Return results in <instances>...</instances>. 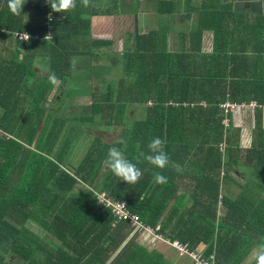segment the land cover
Listing matches in <instances>:
<instances>
[{
  "label": "trees",
  "instance_id": "16d2710c",
  "mask_svg": "<svg viewBox=\"0 0 264 264\" xmlns=\"http://www.w3.org/2000/svg\"><path fill=\"white\" fill-rule=\"evenodd\" d=\"M41 2L39 4V16L45 17L33 24H23L19 32H27L29 35H33L49 31L52 40L50 42H46L47 40H28L25 42L18 38L19 41L25 43L26 52L22 60L16 64L22 76L21 82H16V84L26 87L33 103L39 107L54 86L49 79L50 73H55L58 80L64 84L69 79L68 75L56 73L61 71L54 61L58 57L55 52H59L58 50L54 51L57 41L53 38V33L56 30L55 22L56 20L58 22V19L52 13L47 0H41ZM45 3L47 7H44ZM48 10L53 17L49 22V28L45 26L49 15L46 14ZM157 12L160 13L162 10L158 9ZM72 13L65 17L66 19H61L59 24H62V27L72 30L74 25L79 24L82 14L77 13V16L73 17ZM86 24L88 25V21ZM214 28L216 40L214 48L217 47L218 39L222 40L221 46L224 47V49L215 48L216 53L214 54L202 53L198 47L191 49L189 53H171L162 49V45L161 47L158 46L157 41L160 39H157V31L150 32L146 36L136 35L135 49L122 53L117 70V72L128 74L132 81L127 84L123 79H118L119 96L117 98L96 97L93 93L89 107L79 108L81 111L79 115L72 113L68 116L71 120H74L76 116L82 122H93L94 116L99 115L103 120H113V123H120L123 121L126 104L145 107L144 118L135 121L130 127H125L126 130L124 128L123 140L126 143L119 145L120 149L124 148L122 151L125 157L141 169L143 173L141 179L135 184H127L108 170L99 191L104 192L109 199L125 203L130 214L138 216L140 223L144 226L152 229L157 226L158 229L155 233L158 236H164L168 228L167 223L162 221V215L173 196L174 167L169 165L164 170L157 169L144 160L141 153L151 154L147 145L154 137L162 139V123L166 122L167 116H171L168 111H173L174 108L195 107L199 111L204 104L207 108L212 107L217 110L218 104L226 100L235 103L245 102L249 104L253 102L257 104L260 109L257 108L254 111H258L257 126L262 129L259 134L261 143L254 144L250 150L246 151V154L251 162L253 158L255 161L251 164L250 172L254 175L260 174L264 184V127L260 124V117L264 109V33L258 31V27L252 21L248 22L244 28H239L237 24H233L229 33L216 25ZM237 40L244 41V47L226 48L228 43L232 45ZM98 42L91 44H102ZM36 48L50 52L51 65L54 70L48 72L47 76H43L37 83L31 81L33 70L31 51ZM217 51L224 55L217 54ZM60 52L64 53L66 50L60 49ZM73 87L83 91V88L77 83H74ZM126 93L127 95H125ZM2 99L3 96L0 97V100ZM116 104L119 106L117 113H115ZM29 116L31 117L28 115L26 119H29ZM39 116H43V113L40 112ZM219 129L217 134L223 138L220 141L227 142L224 162L219 151L220 142L217 144L218 146L215 145L214 149L213 147L207 149V153L208 151L212 153L216 149L218 155L214 161L205 162L198 176V181L203 179L206 181V179L211 178L213 183V193L205 199L199 198V204L206 208L205 212L209 216L193 215V219L189 220L194 209L189 212L186 211L175 220L166 236L169 241L180 242L189 252H203V257L207 260L213 256L214 264H241L244 254L239 255L233 250L235 246L238 245L250 250L260 245V242L264 243V198L259 193H241L237 199L226 196L220 205L222 208L229 207L233 212L231 225L228 226L227 224L228 217L221 218L216 223V205L219 203V175L222 163L225 168L224 178L230 169V160L226 157V149L230 159L233 155L238 154L239 149L237 142L230 144L228 141L230 133L234 136L239 135L238 130L234 129L233 132H228L230 128L226 129L223 125ZM66 132V136L72 135L70 142L72 146L78 128L73 125L72 129ZM7 133L11 134L15 140L26 143L29 147H32L37 141L40 144L43 139L61 141L65 137V135L62 136V129L53 128V130L47 131L38 129L36 126L10 131L9 128H4L0 124L1 141L6 140ZM38 135L40 136L38 137ZM165 141L166 152L169 148L174 149L175 143H168L166 138ZM8 142L15 148L24 149L23 145L14 140ZM111 147H117V145L105 143L97 137V142L86 154V164L92 156V152L96 155V159H100L107 156ZM97 149L100 150L96 152ZM42 150H44V146L40 145L39 152L41 154H43ZM24 153H30V151L24 149ZM236 162L233 161V163ZM36 165L37 163H34L33 170L24 173L30 178L28 183L35 187L33 196L30 195L28 188H24L22 181L19 184L21 191L9 192L6 188L5 193H0V264H16L18 260H20V264H40L39 261H43L45 264L47 257L49 264H190L184 263L182 256L180 259L169 258V255L166 256L156 247L147 250L144 245L140 246L137 240L139 235L137 231L136 234L127 239L132 227L126 223L113 227L112 214L102 206L97 205L94 194L88 190L75 194L74 189L79 179L72 177L66 170L58 168L57 165H54L50 170V166L44 161L43 168L45 167V169L43 174L39 175L42 177L34 181L33 176L37 171ZM93 165L91 162L90 167ZM95 165L101 166L102 159H100V163L96 162ZM7 167L8 164H5L4 168ZM156 172H162L167 177L166 184L154 183ZM77 174L88 181L89 175ZM214 176L216 177L214 178ZM47 180H53V184L58 187L57 200L53 197L57 203L53 205L49 203L52 197L40 192V188H38L45 186ZM10 184L9 180L2 181L3 186L8 187ZM254 200L263 206L262 223L259 221L255 223L254 208L246 214H243L239 208V205L245 201L251 204V201L253 203ZM57 204L59 205L57 211H49L47 216L46 214L43 215L47 220L41 221L38 218V213L35 211L37 205L40 209H44L53 208ZM199 204L197 201L195 206H199ZM172 217L175 218L176 215L173 214ZM30 221L40 222V230L53 240L46 236L40 239L31 233L30 228L27 227ZM235 222H239L237 230L251 231L252 233L258 230L262 240L254 242L251 235H247L238 242H234L232 239L229 241L226 237L221 236L224 228L227 234L233 232L236 227ZM216 231L220 234L216 235ZM200 245L206 246V248L204 250L199 249ZM45 247L47 249H42ZM116 252L117 254L114 256ZM38 253L44 255L43 260L35 258ZM176 253L178 252L176 251ZM12 256L18 258L14 263L10 260ZM251 264H256L255 258Z\"/></svg>",
  "mask_w": 264,
  "mask_h": 264
},
{
  "label": "crops",
  "instance_id": "0c3cea01",
  "mask_svg": "<svg viewBox=\"0 0 264 264\" xmlns=\"http://www.w3.org/2000/svg\"><path fill=\"white\" fill-rule=\"evenodd\" d=\"M26 2L23 13L14 15L7 6V0H0V41L6 39V37L15 41L12 46L9 44L7 48L0 42V54L4 56H0V97L3 96V99L0 100V124L4 128H9L10 131L36 126H38V129L47 131L53 130V128L62 129V136H66V131L71 130L74 125L78 128V133L75 135V142L72 146L70 143L69 145L66 144L67 150H65V146H62V140L65 137L61 141L43 139L40 144L39 141H34L36 143L33 142L32 147H29L26 143L15 140L11 134L7 133L6 140L4 142L0 140V193H5L6 188L9 192L21 191L19 184L22 181L24 188H28L30 195L33 196L35 187L33 184L28 183L30 178L24 173L33 170L34 163H37V171L33 176V180L37 181L42 177L39 175L43 174L45 169V167L43 168V162L46 161L50 166V170L54 165H57L58 168L66 170L72 177L79 179L74 189L75 194L88 190L95 197L96 194H103L106 197L104 192L99 191V188L102 186L109 169L102 167V165H95L96 162L100 163V159L103 161L106 157L96 159V155L92 152V156L86 164L85 157L87 153L75 155L77 145L79 144V147L83 146L81 143L84 134L99 137L85 124H90L93 127L96 125L94 122L92 124L82 122L76 116L74 120H71L68 116L72 113L81 114L79 108L89 107L92 102V94L96 95L98 90L101 91L100 96L102 98L108 96L117 98L119 96L118 79H123L127 84L132 81V78H128V74L119 71L109 73L111 61L115 64L122 53L129 51L126 50V47L135 44V36L131 34L146 35L160 30L163 33L162 49H166L171 53H189L191 49L198 47L202 53L214 54L216 53L215 48L224 49L221 46L222 40L220 41V39L217 40V47L214 48V43L216 44L215 25L229 33L233 24H237L239 28H244L248 22L252 21L258 27V31L264 33V0H90L88 7H85L81 0H77V6L74 10L66 13H54L58 19V22L57 20L55 22L56 30L53 33V38L57 41L54 51H59L55 52L58 57L54 61L57 63L58 69L61 70L56 73L58 75H68L69 79L66 84L61 83L60 80L54 84L39 107L33 103L31 95L26 91L27 88L16 84V82H21L22 79L21 71L16 64L22 60L26 52L24 49L25 43L22 42L23 40L19 41L17 34L25 33L19 32L23 24H33L45 17L39 16L41 0H26ZM158 9L162 12L158 13ZM70 13L73 14V17H76L77 13L82 14L79 24L74 25L72 30L59 24L62 21L61 19H66L65 17H68ZM23 14H27L28 19ZM46 14H50L49 10ZM86 21H88V25ZM124 35L129 37L126 41L123 39ZM50 38H52L51 32ZM50 40L45 41L50 42ZM97 41L102 44H91ZM244 45V41L237 40L232 45L228 43L226 48H242ZM60 49H65L67 54L66 52L61 53ZM107 53L111 61L104 60ZM217 54L224 55L219 51H217ZM31 55H33L31 81L37 83L43 76H47L48 72L54 70L51 65L50 52L36 48L31 51ZM15 56L16 58H14ZM73 57L77 58L74 69L70 63ZM219 60L221 61V59ZM74 83L80 85L83 91L74 88ZM69 85L71 86L69 87ZM67 92L70 97L65 99ZM72 99L78 101L73 106ZM249 104L226 100L218 104L217 110L219 111L212 107L207 108L204 104H202L199 111L195 107L174 108L173 111H168L171 116H167L166 122L162 123V140L166 138L168 143L173 142L175 144L174 149L169 148L167 150L170 160H172L169 165L174 167L172 177L174 192L168 207L165 209L166 211L162 215V221H165L168 225L167 231H165L166 234L170 232L175 220L186 211L189 212L194 209L189 220L193 219V215L209 216L205 212L206 208L199 204V198L205 199L213 193V183L211 178L206 179V181L204 179L200 180V182L198 176L205 162L214 161L218 155L216 149L212 153H209V151L207 153V149L209 147L214 149L215 145L221 142L220 139H223L217 134V130H220L219 127L223 125L224 120H227V125L223 126L226 129L230 128L228 132H233L234 129L238 130L239 135L234 136L230 133L228 141L230 144L237 142L239 149L238 154L233 155L231 159L226 149V157L230 160V169L226 178H224L225 174L223 176L219 175L220 192L218 196L221 195L222 199L226 196L237 199L241 193L261 194V192H264L262 176L250 172L251 164L255 162L254 158L251 162L246 154V151L250 150L254 144L261 143L259 134L262 132V129L257 126L258 111H254L255 109L243 110L249 108ZM225 107H233L234 110L226 111ZM71 108H74V110L70 111ZM40 112L43 113V116H39ZM199 114L203 116L201 117ZM28 115H31V117L29 116V119H26ZM144 116L145 107L140 109L135 104H126L123 121L114 123L115 128L122 127L123 131L127 125L130 127L135 121L143 119ZM94 118H96L95 121L98 125L100 116L97 115ZM260 124L264 127V110L260 117ZM85 128L88 129V133H86ZM99 138L108 143L103 136ZM9 140H14L23 145L24 149L29 150L30 153H24V149L15 148L8 142ZM222 143L225 146L224 142L220 144ZM40 145L44 146L43 154L39 152ZM99 150L95 151L98 152ZM199 161L202 162L201 167ZM233 161L237 162L233 163ZM91 162L94 164L92 167H90ZM5 164H8L7 168H4ZM77 173L84 176L89 175L88 181H85L82 178L83 176H79ZM6 180L11 183L8 187L2 185V181ZM53 183V180H47L45 186L38 187L40 192L52 197L49 200L51 205L57 203L53 200V197L56 199L58 193V187ZM262 194L264 195V193ZM222 199L216 205V223L219 219L228 217L227 224L230 226L233 212L229 207H221ZM197 201L199 206H195ZM58 208V204L53 208L44 209H40L37 205L35 211L38 213V218L44 221L47 220L43 216L44 214L47 216L49 211H57ZM239 208H241L243 214L254 208L255 223H258V221L262 223L263 206L258 201L254 200L253 203L251 201V204L245 201V203L239 205ZM171 214L172 216L173 214L176 215V217H172ZM119 224L122 223H118L113 227ZM39 225L40 222L30 221L27 227L31 228L33 234L40 239L44 236L48 238L49 236L43 234L44 232L40 230ZM235 225V229L229 234L226 233L227 231L224 228L221 236L226 237L229 241L232 239V241L238 242L243 236L249 235H245V231L237 230L239 222H235ZM237 232L243 234L239 236ZM249 232L252 241L262 240L258 230H255V233ZM133 234H136V231L132 227L127 239L132 237ZM166 234L162 237L169 240ZM217 234L219 235L220 232L216 231ZM140 236H144L142 243L147 244L145 234L139 233L137 239ZM205 248L206 246H199V249L204 250ZM255 248L249 250L237 245L233 250L239 255L244 254L241 264H249V260L252 261L254 258L253 250ZM174 250L170 245L168 247V244L162 243V253L166 256L169 255V258H172L170 256L173 252L176 253V250ZM116 254L117 252L114 256ZM38 255L40 260L44 259L42 253H38ZM45 264H49L48 257Z\"/></svg>",
  "mask_w": 264,
  "mask_h": 264
},
{
  "label": "clouds",
  "instance_id": "9594fccd",
  "mask_svg": "<svg viewBox=\"0 0 264 264\" xmlns=\"http://www.w3.org/2000/svg\"><path fill=\"white\" fill-rule=\"evenodd\" d=\"M26 3V0H7V6L10 12L14 15H21ZM47 3L50 5L52 13H66L74 10L77 6V0H47ZM81 3L85 7H88L90 0H81ZM23 15L28 19L27 14ZM48 19L50 21L52 20L51 13L48 16ZM49 36L50 35L46 36L45 40H47ZM70 63L74 69L77 63V58L73 57ZM49 79L53 84L59 82L58 77H56L55 73H50ZM257 108L260 109V107L258 106H255V108L253 109ZM121 143L124 142L122 141ZM165 144V140H162L160 137H154L147 145V148L151 154L141 153V156L155 168L164 170L169 166L171 162L168 153L165 151ZM225 147L226 143L225 146L223 143L219 144V151L222 154L223 162ZM102 167L109 169L116 177L120 178L127 184L137 183L143 175L141 169L137 166V164L127 159L124 155V152L117 147H111L108 150L106 158L102 161ZM220 174L221 176L225 174L223 163L220 169ZM154 183L159 185L166 184L167 177L164 176L162 172H156L154 174ZM253 256L255 258L256 264H264V243L258 245L253 250Z\"/></svg>",
  "mask_w": 264,
  "mask_h": 264
},
{
  "label": "rangeland",
  "instance_id": "374dc122",
  "mask_svg": "<svg viewBox=\"0 0 264 264\" xmlns=\"http://www.w3.org/2000/svg\"><path fill=\"white\" fill-rule=\"evenodd\" d=\"M125 32V31H124ZM153 32H155V31H153ZM156 33H158V38L157 39H160V40H158L157 42H158V46H160L161 47V45H162V37H163V33H162V31H160V30H158ZM131 35H133V36H136L135 34H131ZM146 35H148V34H146ZM146 35H144V36H146ZM129 37H128V35H124L123 36V39H124V41H126L127 39H128ZM145 41V40H144ZM144 41H142V42H144ZM2 44H3V46H5L6 48H7V46L10 44L11 46H12V43L13 42H15L14 40H11L10 38H8V37H6V39H1V41H0ZM135 46H136V44H131V45H129V46H127L126 47V50H133V49H135ZM10 47V46H9ZM2 50H4V49H2ZM108 55V53L105 55V57L106 58H104V60H106V61H111V59L109 58V56H107ZM0 56H3V54H0ZM4 57V56H3ZM114 63L111 61V65L109 66V73L111 74V73H113L114 71H117L118 70V68H119V60L118 61H116L115 62V64L113 65ZM129 79H131V77L129 76L128 77ZM113 82H115V81H113ZM100 90H98V93H96V97H98V96H100ZM66 97H65V99H67L68 97H70L69 96V94H68V92L66 93V95H65ZM102 97V96H101ZM78 102V101H77ZM74 99H72V101H71V103H72V106H73V104H76L77 103ZM138 107H140V109H142V107L143 106H138ZM118 109H119V106H118V104H116V107H115V113H117V111H118ZM246 109H250V108H245V109H243V110H246ZM74 110V108H71L70 109V111H73ZM251 110V109H250ZM249 110V111H250ZM140 112H141V110H140ZM114 114V113H113ZM97 116V115H96ZM115 116V115H114ZM95 119L96 118H94V124L96 125V126H92V125H90V124H85L88 128H90V130L93 132V133H95L96 135H99V137L100 136H103V138L106 140V142H108V143H113V144H115V145H117V147L119 148V145L120 144H125L126 142L123 140V137H124V134H125V131H122V127H120L119 129H117V128H115V124L113 123V120H103L102 119V117L99 119V124L97 125V121H95ZM90 121V120H89ZM93 122H89V123H93ZM223 123V125L224 126H226L227 125V120H224V122H222ZM129 125H127L126 126V128L128 127ZM126 128H125V130H126ZM85 131H87L86 133H88V129L87 128H85ZM71 134H68L67 136H65V138H64V140H62V146H65V150H67L66 148V144H68L69 145V143H70V141H71ZM103 139V140H104ZM124 142V143H121V142ZM97 142V136H95V135H89V134H84L83 135V141H82V143L81 144H83V146L82 147H79V144L77 145V148H76V152H75V155H78V154H85V153H87L89 150H90V148L95 144ZM120 149V148H119ZM121 150H124V148H121ZM75 157V156H74ZM201 161H199V165H200V167H201ZM262 193H264V192H261V194ZM98 195H102V194H98ZM262 198H264V195L262 194ZM99 205V204H98ZM167 207H168V205H167ZM166 207V208H167ZM158 228V227H157ZM29 231L31 232V233H33L32 232V230H31V228L29 229ZM237 234L239 235V236H241L243 233H241V232H237ZM246 234H251L249 231H245V235ZM143 239H144V236H140V238H138L137 240H139V244H141V245H144L146 248H148V249H151L152 247H156L158 250H160V251H162V243H165V242H162L161 240H157L156 238H153V239H150V238H148L147 237V239H146V241H147V244H145V243H142L143 242ZM258 242V241H257ZM165 244H167V243H165ZM259 244H262V242H260ZM168 247H169V245H168ZM42 249H47V247H45V248H42ZM170 251V250H169ZM201 253H203V252H201ZM184 257V260H183V262L184 263H190V264H194L195 263V260H194V258H192V257H190V256H187V255H180V254H178V253H174L173 252V254H172V256H170V257H175L176 259H180V258H182V257ZM37 260L39 259V255H37L36 257H35ZM18 258L17 257H14V256H12V258L10 257V260H11V262H13L14 263V261L15 260H17ZM254 259V258H253ZM253 259H252V261H253ZM251 260H249V264H251L252 263V261L250 262ZM39 263L40 264H44V262L43 261H39ZM244 263H245V261H244ZM16 264H20V260H18L17 262H16ZM246 264V263H245ZM248 264V263H247Z\"/></svg>",
  "mask_w": 264,
  "mask_h": 264
},
{
  "label": "built area",
  "instance_id": "2783aa9c",
  "mask_svg": "<svg viewBox=\"0 0 264 264\" xmlns=\"http://www.w3.org/2000/svg\"><path fill=\"white\" fill-rule=\"evenodd\" d=\"M44 7H47L46 3L44 4ZM48 16H47V19L45 22V26H47L49 28L50 27L49 26L50 20L48 19ZM52 19H53V17H52ZM48 35H50L49 31L46 33H36L33 35H29L28 33L25 32V33L17 34V38L26 42L28 40H45V37ZM50 39L51 38L49 36L47 40H50ZM249 108L250 109L255 108V104L250 103ZM225 110L226 111L234 110V108L233 107H225ZM218 197H219V200L222 199L221 195H219ZM96 200H97V204L102 206L104 209L109 210V212L112 214L113 219H114L113 226H115L118 223H126L128 225H131L135 231L145 234V236L150 238V239L156 238L157 240H161V241L167 243L168 245L173 247L178 252V254H180V255L185 254L187 256L194 258V260H195L194 264H214L213 256H210V258L207 260L206 258L203 257L202 253L189 252L186 249V247L178 241H169V240L164 239L162 236H158L155 233V231L158 228L154 227L152 229V228L144 226L142 223H140L139 217L136 215L130 214L125 203H120V201H115V200L106 198L103 196V194L102 195L96 194Z\"/></svg>",
  "mask_w": 264,
  "mask_h": 264
}]
</instances>
